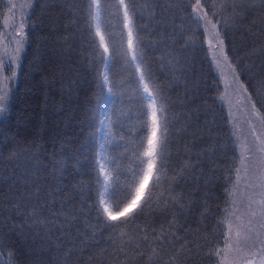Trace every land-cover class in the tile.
Returning <instances> with one entry per match:
<instances>
[{"label":"trees","instance_id":"obj_1","mask_svg":"<svg viewBox=\"0 0 264 264\" xmlns=\"http://www.w3.org/2000/svg\"><path fill=\"white\" fill-rule=\"evenodd\" d=\"M12 3L16 7L9 12V0L0 2V12L4 14L0 18V38L5 36L6 29L7 33L15 32L13 26L20 11L18 17L24 27V53L19 61L17 77L10 83L8 111L0 117V148L8 144L9 149L17 153L11 160L7 159V150L0 156V240L5 245L0 261L9 264L8 253L11 252L15 264H142L131 253L127 257L119 253L116 250L119 241L113 244L108 230L97 229L93 239L92 229L84 224L87 217L80 218L64 230L54 228L51 238L45 242L41 239L43 231L37 235L36 229L30 230L31 220L25 221L13 209L14 197L25 191L35 193L39 188L40 197H45L49 187L55 183L51 176L53 151L59 154L61 145L74 150L88 136L89 101L97 91V71L101 66L90 64L92 58L87 33L80 19L85 14L86 0H12ZM217 3L227 5L216 19L221 23L227 20L221 37L230 61L238 64L240 81L247 84L253 74L264 76V8L257 4L246 12L237 9L240 15L233 18L232 0H217ZM180 15L177 13L173 17L168 13L161 31L166 28L167 42L181 60L186 75L181 76L179 82L173 81L170 73L160 66V51L151 47L146 48V62L151 66L155 80L163 86L165 96L170 98L173 164L189 159L196 163L199 157L195 173L181 180L176 189L184 195L188 206L182 212L173 209L177 220L173 231L181 240L186 235L191 240L198 235L211 238L217 221L224 216V209L233 211L230 206L233 195L229 196V192L236 190L233 188L235 174L230 172V168L234 163L233 156L239 155V149L233 152V142L241 143L236 139L231 114L222 99V81L209 50L208 36L203 35L202 30L198 31L195 23L181 20ZM146 22V17L138 20L141 25ZM180 25H183V35ZM140 35L144 37L145 45L158 39L148 31H141ZM189 36L193 43L186 45ZM138 75L122 62L116 63L112 69L110 76L118 85L117 108L133 106L129 101L134 96ZM248 86L251 91V85ZM252 102L256 103L257 112L264 121V107H261L264 97L254 95ZM206 121L210 122L207 126ZM124 131L127 133V129ZM33 144L42 147L43 154L30 147ZM109 152L115 154L113 149ZM88 155L93 156L94 153ZM25 176L29 179L27 188ZM64 176L66 194L73 197L72 205L78 208L79 182L95 185L96 172L89 165L86 169L73 171L71 175L65 172ZM74 187L77 191H73ZM205 203L209 211L202 216ZM172 219L171 214L161 215L157 211L151 216L146 213L137 220V224L147 222L159 228L163 223L167 227V221ZM89 223L95 225V212H92ZM221 231H224L223 226L216 228L217 235ZM69 240L75 242L76 248L65 257L64 253L73 247ZM220 247H223L222 243ZM176 248H180L179 242ZM218 259L212 257L209 260L201 252L190 264H214Z\"/></svg>","mask_w":264,"mask_h":264},{"label":"snow or ice","instance_id":"obj_2","mask_svg":"<svg viewBox=\"0 0 264 264\" xmlns=\"http://www.w3.org/2000/svg\"><path fill=\"white\" fill-rule=\"evenodd\" d=\"M257 4L264 8V0H232L233 18L239 16L240 12L254 9ZM7 7L12 12L16 5L9 0ZM226 8V4H218L217 0H165L164 3L160 0H86L85 14L80 19L87 33L92 58L90 64L101 66L97 71V91L89 101V134L74 150L61 145L59 154L53 151L51 176L55 183L49 187L45 197H40L39 188L35 193L25 191L14 197L13 209L25 221L31 220L30 230L36 229L37 235L42 230L44 235L41 239L47 242L54 228L61 231L77 223L80 218L87 217L84 224L92 229L93 239L97 229L102 227L108 230L113 244L119 241L116 250L125 257L131 253L142 264H190L201 252L209 260L218 257L214 264H264V140L260 135L255 136L256 152L260 156L252 164L249 161L252 160L253 146L233 142V152L239 149V155L233 156L234 163L230 168V172L235 174L233 188H238L243 179L245 191L250 190L246 197L248 218L245 220L243 215H236L239 209L233 200L230 202L233 211L224 209V216L217 221L211 238L198 235L189 240L186 235L181 240L173 231L177 226L176 212H182L188 205L184 195L176 189L181 180L195 173L199 167V157L196 163L189 159L178 165L173 164L170 151L173 135L169 116L170 98L165 96L163 86L155 80L151 66L146 62V48L151 47L154 51H160V66L170 73L173 81L179 82L181 76L186 75L181 60L167 42L164 34L166 28L161 31L166 24L165 16L171 13L175 17L179 13L181 20L195 23L198 31L202 30L203 35L210 37L209 45L217 51V67L221 70L225 66L231 69L233 82L239 85L238 92L247 94L248 101H253L254 95L264 97V76L253 74L247 84L240 81L238 64H233L225 52L221 30L227 26V20L221 23L216 17ZM3 16L0 12V18ZM145 17L146 23H138ZM180 29L183 35V25H180ZM141 31H148L149 35H155L158 39L145 45ZM191 43L193 39L189 36L185 44ZM17 44L20 42L17 41ZM20 51V46L12 51L9 63L19 59ZM119 62L139 74L134 96L129 101L133 106L128 108L116 107L118 85L110 73ZM3 67L4 58L0 56V68ZM248 85H251V91ZM8 104L6 94L0 95V116L7 113ZM252 107L258 111L255 102ZM208 123L206 121V126ZM101 129L102 137L99 135ZM124 129H127V133ZM30 147L37 148L41 154L44 152L42 147L35 144ZM109 149H113L115 154L110 153ZM6 150L9 151V160L17 155L5 144L0 148V156ZM90 152L94 155H88ZM89 165L96 172L95 185L79 182L80 207L77 208L72 205L73 197L66 194L64 173L71 175L73 171L86 169ZM24 184L27 188V176L24 177ZM73 191H77V188L74 187ZM233 194L229 192V196ZM204 207L202 216L209 211L206 203ZM157 211L161 215L173 216L172 220L167 221V227L163 223L159 228L147 222L137 224V220L146 213L151 216ZM92 212H95V225L89 223ZM221 226L224 231L217 235L216 228ZM126 228L129 230L125 231ZM69 242L73 247L64 253L65 257L70 256L76 248L74 241ZM177 242L180 243L179 249L176 248ZM221 243L223 247H220ZM4 248L3 240H0V255ZM8 256L9 264H15L13 254L9 252Z\"/></svg>","mask_w":264,"mask_h":264},{"label":"rangeland","instance_id":"obj_3","mask_svg":"<svg viewBox=\"0 0 264 264\" xmlns=\"http://www.w3.org/2000/svg\"><path fill=\"white\" fill-rule=\"evenodd\" d=\"M20 16V11L17 12V18L15 20L13 29L15 33L10 34L6 33L5 36H1L0 38V56L4 58V67L0 68V95H5L8 97L10 82L14 81L15 72L17 73V68L19 65L18 60L15 63H9V55L12 51L17 48L18 46L21 47L22 45V36H23V28H22V20L18 17ZM10 31V29H8ZM210 37L207 39V43H209ZM17 41L20 44H17ZM215 44V41H213ZM210 53L215 60L217 55L216 49H213L209 45ZM7 53V54H5ZM21 55V51L19 54V58ZM218 76L221 77L222 87H223V94L222 99H224V104L226 110L230 112V119L233 122V129L237 137H239V141L241 144L246 143L252 147V160L249 161V164L257 161L259 159L260 154L256 152L255 145L257 144L255 140L256 135L261 136V140H264V121L261 119L260 115L256 110L252 107V101H248L246 99L245 93L238 92L237 89L239 85L233 82V78L231 75V69L225 66L223 70L219 68ZM240 80V79H239ZM1 117V116H0ZM99 135L102 137L103 129ZM103 179V176H102ZM233 194V199L236 201V207H238V215H243L244 219L246 220L248 217L247 213V195L250 194V190L247 192L245 191V184L243 179L241 180L238 188H235Z\"/></svg>","mask_w":264,"mask_h":264}]
</instances>
